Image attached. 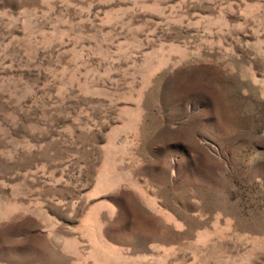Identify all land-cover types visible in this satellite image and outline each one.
<instances>
[{
	"label": "rangeland",
	"instance_id": "374dc122",
	"mask_svg": "<svg viewBox=\"0 0 264 264\" xmlns=\"http://www.w3.org/2000/svg\"><path fill=\"white\" fill-rule=\"evenodd\" d=\"M0 264H264V0H0Z\"/></svg>",
	"mask_w": 264,
	"mask_h": 264
}]
</instances>
